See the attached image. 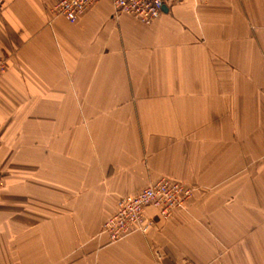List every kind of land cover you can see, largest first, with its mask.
I'll return each mask as SVG.
<instances>
[{
  "label": "crops",
  "instance_id": "1",
  "mask_svg": "<svg viewBox=\"0 0 264 264\" xmlns=\"http://www.w3.org/2000/svg\"><path fill=\"white\" fill-rule=\"evenodd\" d=\"M0 0V264H264V0ZM194 187L109 242L123 195Z\"/></svg>",
  "mask_w": 264,
  "mask_h": 264
},
{
  "label": "built area",
  "instance_id": "2",
  "mask_svg": "<svg viewBox=\"0 0 264 264\" xmlns=\"http://www.w3.org/2000/svg\"><path fill=\"white\" fill-rule=\"evenodd\" d=\"M164 0H111L114 16L131 15L140 23H152L161 14ZM97 0H56L51 15L75 22L83 11ZM7 61L0 58V75L4 73ZM3 180L0 175V187ZM194 187L180 180L161 177L149 183L135 195H123L116 201V210L102 225L101 231L109 237V242L120 241L129 234L146 233L154 220L144 213L149 208L157 211L163 219L171 217L176 209H184L192 197ZM180 264H188L183 261Z\"/></svg>",
  "mask_w": 264,
  "mask_h": 264
}]
</instances>
